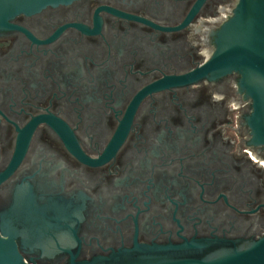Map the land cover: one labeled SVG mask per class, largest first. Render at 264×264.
I'll list each match as a JSON object with an SVG mask.
<instances>
[{
    "label": "flooded vegetation",
    "instance_id": "obj_1",
    "mask_svg": "<svg viewBox=\"0 0 264 264\" xmlns=\"http://www.w3.org/2000/svg\"><path fill=\"white\" fill-rule=\"evenodd\" d=\"M238 0H78L0 27V235L27 264L264 236V150L211 58Z\"/></svg>",
    "mask_w": 264,
    "mask_h": 264
},
{
    "label": "water",
    "instance_id": "obj_2",
    "mask_svg": "<svg viewBox=\"0 0 264 264\" xmlns=\"http://www.w3.org/2000/svg\"><path fill=\"white\" fill-rule=\"evenodd\" d=\"M78 0H0V27L17 15ZM210 60L187 77L238 76V91L250 104L245 116L250 144L264 150V0H238L217 31ZM1 181V179H0ZM0 264H27L11 238L0 235ZM69 264H264V236L253 242L191 240L179 245H139L108 256Z\"/></svg>",
    "mask_w": 264,
    "mask_h": 264
}]
</instances>
